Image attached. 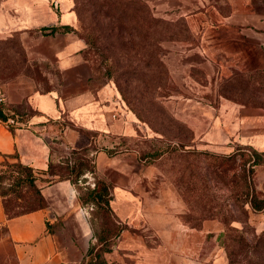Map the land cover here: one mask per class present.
Segmentation results:
<instances>
[{"label": "rangeland", "instance_id": "obj_1", "mask_svg": "<svg viewBox=\"0 0 264 264\" xmlns=\"http://www.w3.org/2000/svg\"><path fill=\"white\" fill-rule=\"evenodd\" d=\"M70 1L76 14L71 30L83 40L97 81L115 84L123 106L139 124L138 134L121 136V155L131 152L144 164L155 163L171 179L187 203L186 221L222 222L218 243L229 264L231 246L224 242L228 226L220 216L228 219L235 213L230 225L244 228L245 240L264 231V209L254 210L242 201L253 189L264 197V149L245 144L230 150L212 147L197 138L188 119L224 102L264 111V0H124L128 17L112 0ZM141 24L147 45L130 56L125 50L140 41L135 27ZM26 60L18 37L0 41V66L8 67L11 77L22 75L27 89L50 87L45 64L29 60L26 66ZM62 156L64 163L51 164L46 176L32 167L33 184L17 183L14 175L4 180L6 211L21 214L52 206L49 214L56 219L50 227L63 238L80 231L87 218L93 239L76 240L77 246L69 248L74 264H101L118 226L121 231L142 230L118 224L104 200L97 199L98 192L112 185L97 174L93 153L69 149ZM65 179H71L67 192L58 187ZM45 185L56 186L58 195L46 196ZM80 205L88 206L86 213H79ZM213 243L209 237L207 245ZM0 264H19L8 239L0 240Z\"/></svg>", "mask_w": 264, "mask_h": 264}, {"label": "crops", "instance_id": "obj_2", "mask_svg": "<svg viewBox=\"0 0 264 264\" xmlns=\"http://www.w3.org/2000/svg\"><path fill=\"white\" fill-rule=\"evenodd\" d=\"M75 20L70 0H0V41L18 37L26 66L29 60L44 63L50 83L46 89H27L22 75L13 78L8 67L0 66L9 105L27 121L16 128L0 122V159L16 153L46 176L51 164L64 163L66 150L94 154L97 174L112 185L108 208L114 220L142 230L118 231L101 264H227L218 243L222 222L205 219L197 226L186 221L187 203L171 179L155 163L144 164L131 152L121 155V136L138 134L139 124L123 106L115 84L97 81L83 40L71 30ZM188 123L199 140L220 150L239 144L264 149L262 109L224 102L219 109L199 110ZM68 185L71 179L59 190L67 192ZM70 191L72 197L74 189ZM43 192L58 195L56 186L45 185ZM79 207L80 214L87 212L88 206ZM49 211L52 206L9 217L0 195V240L13 243L19 264H74L69 245L93 239L86 217L80 231L63 238L48 226L56 219Z\"/></svg>", "mask_w": 264, "mask_h": 264}, {"label": "trees", "instance_id": "obj_3", "mask_svg": "<svg viewBox=\"0 0 264 264\" xmlns=\"http://www.w3.org/2000/svg\"><path fill=\"white\" fill-rule=\"evenodd\" d=\"M112 1L113 4L116 5V7L120 8L121 6V13L128 17L129 10L127 6H125L124 0H112ZM135 28L141 34V38L138 44L134 46V48L131 49L127 48V50H125V53L130 56L132 54L138 55L140 50H143L147 45L146 42L147 33H143V30H146L145 26L141 24L140 26H136ZM14 37L16 36L10 37L6 40H10ZM157 85L159 86L162 84H160L159 81V84ZM239 152H240V148L236 153ZM250 159H252V155L251 156L249 155L248 160ZM254 162L256 163L258 162V160L255 159ZM0 165H2V168H0V195L3 197L4 202H5V197L7 195V191L2 190V182L4 180L8 178L10 179L14 175L16 177L15 180L17 183L30 182L33 184L35 182L36 176L31 171L32 166L24 163L20 159L19 155L16 153L5 155L3 157V160H0ZM109 188L110 187H105V191L97 193V199L104 200V203L107 206V208L109 206V198H110ZM237 197H239L237 201L239 204L240 202L242 203V201H245L249 203L254 210L264 209V197L259 196V194L256 193L254 189L252 191V194L251 195L248 194L244 196V199L242 198L243 200L241 199V195L238 194ZM18 214L8 213L9 217ZM220 218L228 226L227 231L225 232L224 242L227 247L231 246V249H228L229 264H264V231H262L259 234H254L253 240H245V238L247 237L245 235V229L239 228L235 225H230L232 224L233 220L237 219L235 213H231V216L228 219L225 216L222 217L220 216ZM47 224L48 226H50L49 221L47 222ZM121 228H122L121 226H118V231H120ZM227 241H229L228 245H227Z\"/></svg>", "mask_w": 264, "mask_h": 264}, {"label": "built area", "instance_id": "obj_4", "mask_svg": "<svg viewBox=\"0 0 264 264\" xmlns=\"http://www.w3.org/2000/svg\"><path fill=\"white\" fill-rule=\"evenodd\" d=\"M0 122L9 128L22 127L27 121L19 118L17 113L10 107L8 95L0 83Z\"/></svg>", "mask_w": 264, "mask_h": 264}]
</instances>
